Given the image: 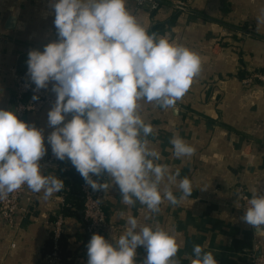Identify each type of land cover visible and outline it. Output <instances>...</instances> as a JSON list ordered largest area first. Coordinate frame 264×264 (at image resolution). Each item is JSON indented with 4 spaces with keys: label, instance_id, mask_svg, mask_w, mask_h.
Masks as SVG:
<instances>
[{
    "label": "crops",
    "instance_id": "1",
    "mask_svg": "<svg viewBox=\"0 0 264 264\" xmlns=\"http://www.w3.org/2000/svg\"><path fill=\"white\" fill-rule=\"evenodd\" d=\"M172 1L158 0L155 11L137 9L138 0H127V7L150 33L167 35L201 58V71L176 110L146 103L142 108L154 128L149 140L161 154L160 163L179 172L177 184L188 177L193 191L175 206L164 200L154 214L139 202L123 204L119 189L110 183L107 193L102 191L107 227L98 234L109 241L113 234L118 238L133 216L141 226L159 225L175 236L180 264H190L197 244L212 252L217 264H251L253 253L264 255V227L257 231L242 219V195L251 199L254 190L264 194V22L257 21L264 16V0H178L184 9ZM53 21L49 0H0V108L14 110L17 77L29 79V51L43 50L57 39ZM52 106L25 121L42 129L45 140L54 130L47 117ZM174 134L194 147L191 157L173 155ZM41 170L59 178L60 167ZM172 190L181 195L175 185ZM27 198L26 216L13 222L0 216V264H46L50 222L64 214L65 200L62 190L44 199L42 192L28 189ZM64 216L63 254L69 264H87L93 234L85 230L82 208ZM146 255L139 247L137 264Z\"/></svg>",
    "mask_w": 264,
    "mask_h": 264
},
{
    "label": "clouds",
    "instance_id": "2",
    "mask_svg": "<svg viewBox=\"0 0 264 264\" xmlns=\"http://www.w3.org/2000/svg\"><path fill=\"white\" fill-rule=\"evenodd\" d=\"M49 7L57 39L29 51L27 77L35 93L51 84L55 94L47 114L53 155L70 161L93 191L107 193L111 183L123 204L139 202L154 214L164 200L175 206L190 197V179L177 184L179 172L160 163L149 140L154 128L142 108L146 103L176 110L201 71L200 56L167 35L150 33L127 0H49ZM257 21L264 22V16ZM170 144L178 159L195 152L178 134ZM47 151L42 129L0 108V200L24 185L44 199L63 190V180L42 173ZM242 219L257 231L264 227V194L252 192ZM141 246L147 252L143 264H180L175 236L159 225L141 226L133 216L118 238L92 235L87 264H137ZM193 256L190 264H217L201 245H194Z\"/></svg>",
    "mask_w": 264,
    "mask_h": 264
},
{
    "label": "built area",
    "instance_id": "3",
    "mask_svg": "<svg viewBox=\"0 0 264 264\" xmlns=\"http://www.w3.org/2000/svg\"><path fill=\"white\" fill-rule=\"evenodd\" d=\"M173 6L176 8L184 9V3L182 1H172ZM149 8V10L155 11L159 8L158 0H138L137 9ZM250 81L252 78L249 79ZM34 85H29V79L19 75L16 80V86L12 98V104L14 111L23 121H26L30 114H40L45 107L53 105L55 101V94L48 90H41L38 93L33 91ZM33 95H38L39 100L33 101ZM46 147L48 148L47 154L43 160H41L42 169L50 167L61 168L71 166V162L68 160H58L52 153L50 145L45 140ZM96 179V177H93ZM83 208H82V221L85 226V230L89 234H97L102 232L107 227V214L103 204V192L93 191L84 182L81 185ZM28 187L22 186L20 189L10 193L6 199L0 200V216L7 222H13L19 216H26L29 212V207L25 205L28 202ZM62 197L66 198L65 193H62ZM100 200L101 202H98ZM244 202V208L248 207V201L250 198L246 194L242 195ZM65 206H68L64 201ZM52 228L51 234V249L46 256V264H69L63 254V235L65 216L63 213L58 214L55 219L50 222ZM251 264H264V255L253 253L251 255Z\"/></svg>",
    "mask_w": 264,
    "mask_h": 264
},
{
    "label": "trees",
    "instance_id": "4",
    "mask_svg": "<svg viewBox=\"0 0 264 264\" xmlns=\"http://www.w3.org/2000/svg\"><path fill=\"white\" fill-rule=\"evenodd\" d=\"M176 18L173 17L169 21V25H173ZM60 168L58 175L59 179L63 180L64 188L62 193H65L66 198L65 202L68 206L64 208L65 215L74 214V209H81L83 208V198H82V191L81 185L85 182L81 175L77 172L75 167L68 168L67 170H62Z\"/></svg>",
    "mask_w": 264,
    "mask_h": 264
}]
</instances>
